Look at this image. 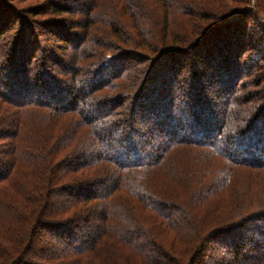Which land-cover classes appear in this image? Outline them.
<instances>
[{
    "label": "trees",
    "instance_id": "16d2710c",
    "mask_svg": "<svg viewBox=\"0 0 264 264\" xmlns=\"http://www.w3.org/2000/svg\"><path fill=\"white\" fill-rule=\"evenodd\" d=\"M67 1L0 0V264H264V0Z\"/></svg>",
    "mask_w": 264,
    "mask_h": 264
},
{
    "label": "rangeland",
    "instance_id": "374dc122",
    "mask_svg": "<svg viewBox=\"0 0 264 264\" xmlns=\"http://www.w3.org/2000/svg\"><path fill=\"white\" fill-rule=\"evenodd\" d=\"M46 1L48 0H7V5H11L14 8H18L21 10L22 15L24 16V18H27L28 20H31V22L33 21V19L37 20V24H32L29 31V34H32L31 36H33L34 38H37L40 41V44L43 46L47 45V41H46V37H49L48 31H45V26H42L46 21H54L58 20L60 17H65L68 19H70V16L73 17V19H79V17L77 15H68V14H62V16H59V18H57V16L53 15V14H46V15H31L30 14V10L37 6V5H41V4H45ZM220 2V0H214V3H218ZM227 2V1H226ZM47 4V3H46ZM68 6H72V9H75V6L73 5L74 3L72 1H67ZM6 5V6H7ZM47 9V8H45ZM14 15V14H13ZM16 19V23H14ZM63 19V18H60ZM22 20V21H21ZM24 19L22 18H16V17H9L8 18V27H9V32H11L12 34L17 33L18 28L20 27L21 22H23ZM65 22V21H63ZM67 22V21H66ZM65 22V23H66ZM197 22V21H196ZM68 25V29L70 28V25ZM75 32V31H72ZM178 38V37H177ZM9 42V41H8ZM63 71V70H62ZM63 79V78H62ZM189 134V133H188ZM9 142V139H3L0 140V147H3L4 145H7V143ZM177 157H173V159H175ZM183 165L180 166L179 165H175L172 166L171 168H167V165H163V167H159L157 170L154 169V171H149L150 173H148V175L146 177H144V182L149 180V184L152 185V189L154 190L152 193L155 197L159 198V199H170L171 197L175 196V195H181V190H179V186L180 184L175 183V174L176 172L179 170V168H182ZM203 168H206L205 172H202ZM242 169L241 174L246 175L247 180L248 179H252L253 182H257L261 185V188L263 189V185H264V171L261 169H256V168H249V167H243L240 168ZM200 173H198V175L196 176L195 180H201L202 182L199 183V185L195 188L192 189V191L188 192V193H193V195L197 194V193H201V191L203 189H197L199 187H206L208 186V184L213 182L214 177H216V162L212 163L211 165H200ZM218 177V176H217ZM216 177V178H217ZM178 187V189H176ZM174 190H179L180 192L175 193ZM207 191V189H206ZM187 193V194H188ZM208 193V191H207ZM205 194V193H204ZM204 194H200V195H195L198 196L197 198H202L204 196ZM260 194V193H258ZM194 196V197H195ZM176 197V196H175ZM258 198H262V196H258ZM150 209H145L144 211H142L143 217L144 215H148L150 213ZM148 220V218H147ZM153 222H158L155 221L153 219H150ZM183 247V246H182ZM182 258H185V256L183 255Z\"/></svg>",
    "mask_w": 264,
    "mask_h": 264
}]
</instances>
